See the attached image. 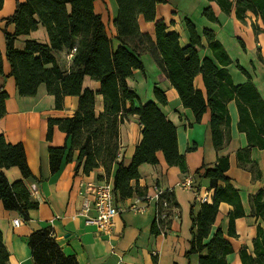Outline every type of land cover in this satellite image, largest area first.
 <instances>
[{"label":"trees","instance_id":"obj_1","mask_svg":"<svg viewBox=\"0 0 264 264\" xmlns=\"http://www.w3.org/2000/svg\"><path fill=\"white\" fill-rule=\"evenodd\" d=\"M116 15L113 25L115 49L107 36L101 16L94 10L95 0H16L13 15L3 21L7 27L14 26V32L4 29L5 58L10 66L9 76L14 79L20 97H33L38 87L44 85L54 98L56 110H63L66 97L78 98L73 117L48 120L47 138L51 139L54 128L64 133L70 142L67 147L49 148L50 173L59 171L62 160L71 161L77 152L75 170L82 166L84 174L102 169L105 176L112 173V193L116 200H125L133 195L144 198L145 190L132 182L140 178L142 165L156 166L157 154L161 153L169 167H178L186 173L184 155L179 153L177 127L168 121L161 107L167 103L165 92L160 87L152 89V99L142 103L138 94L129 86V79L135 71L147 77L143 57L148 56L158 69V75L169 83L185 109L191 110L194 123H200L203 115L209 113L211 143L216 151L230 140L231 118L227 105L234 102L237 111L236 129L243 134L246 148L236 154L238 162L250 163L251 149L264 152V97L247 72L232 60L223 44L215 38L213 31H197L187 18L183 29L188 44L180 43L176 32H169L163 20L156 19V7L166 0H114ZM215 3L225 16L234 14L235 19L245 22L251 14L256 22L251 24L257 36L264 33V0H206ZM3 0H0V7ZM202 15L210 22L218 23L210 7ZM154 23L152 35L140 30L139 21ZM258 23V24H257ZM45 28L49 43L26 41L22 51L15 49L17 37L29 35L38 25ZM204 38L210 56L202 57ZM240 47L245 46L237 39ZM73 51V52H72ZM71 54L70 63L59 58L61 53ZM260 61L264 59L260 58ZM234 65L246 77L244 83L236 85L228 68ZM3 74V57L0 52V75ZM201 76L204 92L194 86ZM85 77L99 84L97 91L85 88ZM101 97L100 112L96 111L97 97ZM8 95L0 88V118L5 115ZM137 117L142 127L141 141L136 146L129 166L117 161L119 152V126L129 117ZM193 148L189 149L192 150ZM67 151V152H66ZM229 158L219 157L213 167L195 172L194 178L208 179L214 191L212 203H198L195 200L189 209L191 221L188 251L185 256L200 254L198 264H228L227 256L234 252L230 238L236 237L235 221L245 217L239 192L227 176ZM16 168L22 179L32 173L28 167L23 145L8 144L0 135V202L6 211L17 212L23 221L28 212L38 208L30 201V194L23 182L9 183L4 170ZM102 179V176H98ZM193 178V179H194ZM161 200L168 204L163 209L157 203L156 212L166 211L172 216V209L178 211L171 192H164ZM251 217L259 221L252 240V249L242 247L239 251L241 264H264V191L251 198ZM231 207L227 215V232L220 228L211 234L219 213V206ZM199 206L198 212H194ZM157 219V218H156ZM155 233L158 234L155 222ZM34 264H78L72 257H65L49 229L34 231L28 238ZM9 254L3 245L0 232V264H7Z\"/></svg>","mask_w":264,"mask_h":264},{"label":"crops","instance_id":"obj_2","mask_svg":"<svg viewBox=\"0 0 264 264\" xmlns=\"http://www.w3.org/2000/svg\"><path fill=\"white\" fill-rule=\"evenodd\" d=\"M18 1L24 3L26 0ZM166 1V4L157 5L156 19L163 20L169 32L178 33L183 46L188 44V36L183 29L184 18L189 19L200 33L204 29L213 31L219 41L223 36L240 39L245 46L243 52L246 54H253L256 47L264 41L262 39L264 33L257 36L253 33L251 24L256 20L251 14H248L242 23L235 19L234 14L223 15L215 3L206 0H192V8L181 10L177 3L189 0ZM15 6L16 0H3L0 7V52L3 57L0 88L8 95L5 115L0 118V135L4 136L8 144L23 145L32 176L22 179L16 168L4 170V174L11 184L21 180L30 194V201L37 204L38 208L30 210L28 220L23 221L17 212L6 211L0 202V232L3 245L9 254L7 264H34L28 247V238L34 231L41 229H49L61 253L65 257L74 258L78 264H198L200 254L191 255L188 259L185 256L190 239L189 209L195 200L197 204L199 203L198 199L202 195H209L212 203L214 191L210 189L208 179H196L193 176L197 171L201 173L205 167H213L219 157L229 158L227 176L232 186L239 192L246 215L235 221L236 237L230 238L234 252L227 256L228 264H241L239 251L242 247L252 249L255 230L260 224L250 216V202L252 196L261 190L264 191V152L253 148L249 153L250 163L237 161L236 154L246 148V140L236 129L238 117L234 102L227 105L231 118L230 140L222 149L216 151L211 143L209 113L203 115L200 123H194L191 110L183 108L177 92L163 76L158 75V69L153 61L144 56L147 77L135 71L133 77L129 79V86L138 94L142 103L152 99V89L156 84L164 90L167 103L161 107V111L165 118L177 127L178 149L185 157L187 172L181 173L178 167H169L163 155L158 153V164L142 165L139 168L140 178L137 182L131 183L132 186L137 185L144 189L146 196L139 198L133 195L125 200H116L119 213L113 220V227L109 234H101L91 223L96 218L95 197L88 185L101 182L111 184L112 173L106 177L104 171L99 169L86 175L82 171V166L75 170L76 151L72 153L71 161H66V157L62 160L57 173L53 175L50 173L49 148L66 146L68 151L70 142L57 128H54L52 137L48 140V120L73 117L77 110L78 98L66 97L63 110H56L54 98L47 93L44 85L38 87L33 97L18 95L14 79L9 76L10 66L5 58L3 34L4 29L9 33L14 32V26L5 27L3 20L13 15ZM207 7L211 8L218 23L210 22L203 17L202 12ZM116 9L114 0H95L94 10L101 16L106 34L112 40L115 49L119 46L115 40L116 30L113 25ZM139 25L143 33L152 35L154 23L140 20ZM29 40L40 44L49 43L46 30L40 24L29 35L17 37L15 49L22 51L25 42ZM202 45L204 47L201 51L202 57L210 56L204 38ZM69 56L70 53L63 52L59 58L69 64L71 60ZM261 57L264 59V50ZM233 67L236 69L233 73L239 75L238 69ZM194 86L204 92L200 75L195 78ZM84 87L97 91L99 84L85 77ZM101 110V97L98 96L96 111ZM141 130L142 127L135 116L129 117L119 126L117 161H122L126 167L130 165L136 146L141 141ZM191 148L193 149L189 151ZM98 176L103 178L99 179ZM186 176L194 178L192 191L184 190L178 185ZM158 190L171 192L178 207L177 218L165 216L156 219L155 196ZM143 203L147 206L143 213L130 209L131 206H140ZM198 210L197 205L194 212ZM230 210L231 207L227 204L219 206L211 234L218 228L224 233L227 232V215ZM16 219L22 221L18 227L13 226ZM155 222L158 234L155 233Z\"/></svg>","mask_w":264,"mask_h":264},{"label":"built area","instance_id":"obj_3","mask_svg":"<svg viewBox=\"0 0 264 264\" xmlns=\"http://www.w3.org/2000/svg\"><path fill=\"white\" fill-rule=\"evenodd\" d=\"M72 52L69 58H71ZM178 185L184 190L192 191L194 189L193 177L186 176V178ZM88 187L95 197L96 218L91 223H93L97 227L99 233L104 235L109 234L113 227V220L119 213V208L115 204V199L112 193V186L109 182H101L98 184H89ZM163 193V191L158 190L156 192L155 198L156 202L161 204L163 209H167V202L160 199ZM198 200L200 203H211V198L209 197V195H202ZM146 207V204L143 203L140 206H131L130 209L137 213H143L146 210ZM156 215L158 220L166 216V211L164 210L160 214L157 211ZM172 216L173 218H177L178 211L176 209H172ZM21 222L22 221L20 219H16L13 221V226L18 227Z\"/></svg>","mask_w":264,"mask_h":264},{"label":"rangeland","instance_id":"obj_4","mask_svg":"<svg viewBox=\"0 0 264 264\" xmlns=\"http://www.w3.org/2000/svg\"><path fill=\"white\" fill-rule=\"evenodd\" d=\"M177 5L180 10L186 9L188 7L192 8L193 2L192 0H189L185 1L184 3H177ZM220 38V41L223 43V46L230 58L234 61L237 60L238 64L244 69V71L250 74L253 83L260 91L262 97H264V61H260V58H262V50H264V41H262L259 47H256L253 54H246L240 47L237 41L238 38H232L231 36H223V38ZM262 39H264V36H262ZM233 66L234 65H232L231 68H228V70L232 74V77H234L233 82L236 85L244 83L246 81V77L239 70H237L239 72V75L233 73L234 70H236Z\"/></svg>","mask_w":264,"mask_h":264}]
</instances>
